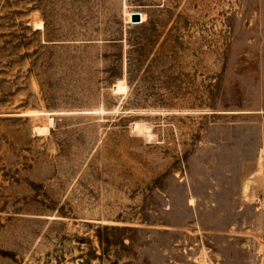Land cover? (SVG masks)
Returning a JSON list of instances; mask_svg holds the SVG:
<instances>
[{"label":"rangeland","instance_id":"obj_1","mask_svg":"<svg viewBox=\"0 0 264 264\" xmlns=\"http://www.w3.org/2000/svg\"><path fill=\"white\" fill-rule=\"evenodd\" d=\"M0 264H264V0H0Z\"/></svg>","mask_w":264,"mask_h":264},{"label":"water","instance_id":"obj_2","mask_svg":"<svg viewBox=\"0 0 264 264\" xmlns=\"http://www.w3.org/2000/svg\"><path fill=\"white\" fill-rule=\"evenodd\" d=\"M141 13L139 12H132L130 14V23H141Z\"/></svg>","mask_w":264,"mask_h":264},{"label":"bare ground","instance_id":"obj_3","mask_svg":"<svg viewBox=\"0 0 264 264\" xmlns=\"http://www.w3.org/2000/svg\"><path fill=\"white\" fill-rule=\"evenodd\" d=\"M130 14H131V13H128V14H127V19H128V20L130 19ZM144 19H145V17H144V15L141 13V20L144 21ZM122 85H123V84H122ZM120 88H121V85L118 86V89H120ZM116 92H117V91H116ZM46 130H47V129H46ZM193 203H194L193 199H190V200H189V204H190V205H193Z\"/></svg>","mask_w":264,"mask_h":264}]
</instances>
